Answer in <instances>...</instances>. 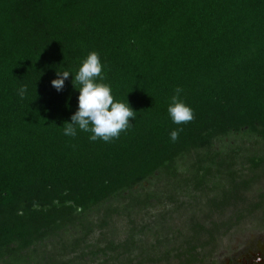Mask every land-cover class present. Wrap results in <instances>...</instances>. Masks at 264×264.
Segmentation results:
<instances>
[{
    "label": "trees",
    "instance_id": "16d2710c",
    "mask_svg": "<svg viewBox=\"0 0 264 264\" xmlns=\"http://www.w3.org/2000/svg\"><path fill=\"white\" fill-rule=\"evenodd\" d=\"M91 51L136 111L110 142L63 135ZM56 71L70 72L60 91ZM177 87L181 125L166 112ZM150 210L152 235L183 237L172 251L190 257L207 219L264 228V0H0V264L116 250L115 217L133 244Z\"/></svg>",
    "mask_w": 264,
    "mask_h": 264
},
{
    "label": "flooded vegetation",
    "instance_id": "af4514ba",
    "mask_svg": "<svg viewBox=\"0 0 264 264\" xmlns=\"http://www.w3.org/2000/svg\"><path fill=\"white\" fill-rule=\"evenodd\" d=\"M177 215L171 213L173 218ZM172 221L170 219L168 223ZM207 223L215 224L216 228L201 232L199 249L192 252L191 257L182 250L173 252V247L182 245L177 243L174 246L171 234L159 237L152 235L150 225L146 230L147 235L140 236L133 244L126 246L123 243L126 234L121 239L113 235V240L121 243L116 250L95 251L90 248L88 251L67 252L63 255L58 252L54 255L53 264H254L255 256L264 257V228L248 234L244 243L237 244L236 219L216 217L207 219ZM165 230L169 232L171 228ZM105 245L106 241H103L101 246ZM34 259L31 264H40L38 257ZM41 263L44 261L41 260ZM261 264H264V260Z\"/></svg>",
    "mask_w": 264,
    "mask_h": 264
},
{
    "label": "clouds",
    "instance_id": "9594fccd",
    "mask_svg": "<svg viewBox=\"0 0 264 264\" xmlns=\"http://www.w3.org/2000/svg\"><path fill=\"white\" fill-rule=\"evenodd\" d=\"M102 68L98 54L91 51L80 61L74 77L71 75L72 80L74 79L78 85V87L72 85L78 92L77 107L69 120L64 122L63 135L75 137L78 128L82 132L91 133L88 137L90 141L99 139L110 142L130 126V119L135 118L136 111L131 109L126 99L125 102L114 100L111 88L102 82L104 80ZM69 75V71H56L57 78L52 79L50 85L56 91H60L64 80ZM181 91L179 87L174 89L166 108L169 119L175 125L187 123L193 118L191 108L180 98ZM26 92L27 88L22 86L17 94L23 99ZM181 130L180 128L171 129L170 141L175 142ZM262 260L264 257L257 255L254 258V264H261Z\"/></svg>",
    "mask_w": 264,
    "mask_h": 264
},
{
    "label": "rangeland",
    "instance_id": "374dc122",
    "mask_svg": "<svg viewBox=\"0 0 264 264\" xmlns=\"http://www.w3.org/2000/svg\"><path fill=\"white\" fill-rule=\"evenodd\" d=\"M229 141L231 142V141H233V139L230 138ZM226 142H228V141L226 140ZM235 142H236V140L234 141V143ZM261 147H262V144H258L256 146V149L257 148H261ZM145 188H146V186H145ZM154 213L155 212L153 211V214ZM178 215L182 216V214H178ZM143 216L144 215L142 213H140V214L135 216L136 217V219H135L136 221L135 222L137 223V225H143V224L148 223V222H149L150 225H152V223H151L152 222V219H151L152 218V210L149 211V217H150L149 219L146 218L145 216L144 217ZM247 221L241 223L235 229V235H236L237 244L238 243H240V244L244 243V241L247 238L248 234L254 233L256 230H259L258 228H256L257 227L256 224L251 223L249 220H247ZM171 225L173 227H175V228H178L179 230L181 229V231H182V230H184L183 226L185 224H183V220L181 221L178 218H176V219L174 218V220L169 224V226L171 227ZM125 230H126V219L124 217H115L113 219L112 223H111L110 233L113 234L116 237H119V239H121L122 236L125 234ZM176 239H177L176 242L173 243L174 246L177 243L179 244L180 241L183 239V237H179V238H176Z\"/></svg>",
    "mask_w": 264,
    "mask_h": 264
}]
</instances>
